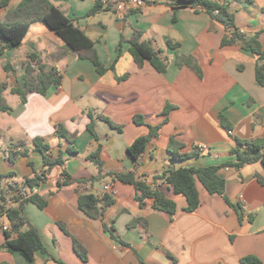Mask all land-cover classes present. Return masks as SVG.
Listing matches in <instances>:
<instances>
[{"label": "crops", "instance_id": "crops-1", "mask_svg": "<svg viewBox=\"0 0 264 264\" xmlns=\"http://www.w3.org/2000/svg\"><path fill=\"white\" fill-rule=\"evenodd\" d=\"M21 1L0 5V22ZM51 1L95 42L108 70L101 75L93 61L68 51L61 37L44 22L33 23L22 45L0 56V82L8 84L5 97L12 107L0 112L2 184L31 193L23 187L26 178L45 169L44 153L34 143L36 137L50 145L46 151L49 158H65L63 166L53 167L45 181L32 189L46 200L45 207L29 201L23 208L48 253L38 250L30 261L19 251L3 247L6 234L2 224H11L0 217V264H242L248 255L257 256L264 264L261 161L219 170L227 181L228 200L209 193L198 182L201 203L193 211L185 209L186 197L164 179L155 182L156 176L171 167L235 162L237 138L264 137V85L256 79L257 56L236 43L223 45L227 30L221 23L202 8L175 9L170 5L175 0H145L140 7L129 6L127 0H111L116 10L90 16L86 14L97 0ZM216 1L235 13L241 32H260L264 45V0ZM136 30L167 57V71H157L148 60L143 64L134 60L128 40ZM169 40L178 47H170ZM32 52H37L48 68H57L63 78L45 94L27 93L23 101L11 88L24 85L23 63ZM177 55L193 56L201 74L190 66H178ZM7 62H12L15 74L5 70ZM168 106L164 122L163 111ZM221 113L232 123L233 133L221 125ZM136 116L145 124H137ZM91 123L99 139L89 130ZM60 126L69 137L59 135ZM150 126H160L158 134L137 161L128 147L138 137L147 136ZM173 136L184 145L180 152H193L200 144L208 148L174 161L168 150ZM18 142L21 144L16 145ZM64 170L70 183L60 180ZM113 172H134L138 178L156 183L177 203V213L170 217L154 209L151 200L140 205L135 186L116 179ZM106 184L116 190L114 203L102 216L93 218L80 209L79 194L89 192L103 198ZM108 228H114L125 243L113 238ZM74 238L85 249L86 259L75 250Z\"/></svg>", "mask_w": 264, "mask_h": 264}, {"label": "trees", "instance_id": "trees-1", "mask_svg": "<svg viewBox=\"0 0 264 264\" xmlns=\"http://www.w3.org/2000/svg\"><path fill=\"white\" fill-rule=\"evenodd\" d=\"M9 1L2 0L0 5L7 6ZM113 5L114 2L112 1L105 3L104 0H97L86 15L90 16L100 11H114L116 8ZM170 5L175 9L183 7L202 8L210 14L213 21L221 23L227 30V34L222 39V44L236 43L241 45L245 50L252 51L257 56V83L262 86L264 85V45L260 39V32L254 34L241 32L236 25L235 13L230 10L228 5L216 0H175ZM35 22H44L54 30L65 42L68 51L76 52L78 57L93 61L99 74L102 75L108 70L99 58L95 48V42L85 31L75 24L73 19L69 18L51 0H22L16 7L8 11L5 18L0 22V56L13 47L21 46L30 26ZM128 41L130 42L129 52L138 64H143L145 60H148L157 71H167V57L162 55L161 50L156 49L150 42L143 39V33L141 31L136 30ZM168 45L170 47H178L179 44L169 40ZM175 62L178 66H190L201 74L200 66L191 55H177ZM115 64L116 62L111 65V69L115 67ZM23 67L25 69L24 85L11 88L12 93L18 94L23 101L27 100L26 95L29 92L45 94L52 85H60L62 83L63 75L60 71L55 67L48 68L42 62L37 52H32L28 55L27 60L23 63ZM5 70L9 73H16L12 62L5 64ZM7 88L8 84L6 82H0V112L12 110V107L8 104L5 97ZM169 111L170 106L166 107L163 111L165 115L164 122L168 120ZM101 117L111 125L120 128L110 118L105 116ZM219 118L224 128L228 130L232 129V123L223 113L220 114ZM135 121L137 124H145L141 116H136ZM159 128L160 126H150V133L147 136L138 137L131 143L128 147L130 156L138 161L144 154L150 140L154 136H157ZM89 130L95 135L96 139H99L94 128V123L89 125ZM57 132L60 136L69 137L67 131L62 126L57 129ZM34 143L44 153L45 169L36 173L33 177L26 178L23 187L31 189L30 194L27 193L24 196L20 194L13 195L12 199L14 203L6 209L11 230H5L6 241L3 245V247L11 252L19 251L30 261L34 260L36 251L40 250L48 253V250L44 245L38 228L25 216L23 211L24 205L31 201L41 208L45 207L46 200L32 192V189L35 185L45 181L53 167L57 165L63 166L65 164V158L62 155L56 159H51L46 155V151L50 149V145L43 138L36 137ZM18 144H21V142L16 143V145ZM237 144V148L234 151L237 155V161L235 162L229 161L221 165L198 167H171L161 175L156 176L155 182L158 179H164L165 183L172 187L176 193L183 194L187 200V206L185 208L187 211L195 210L201 203L200 193L197 187L198 182H201L209 193L224 195L228 200L226 195L227 181L219 174V170L228 165L240 169L246 164L257 161H261L264 164V137L252 139L237 138ZM183 147L184 145L174 136L171 137L168 150L174 161L185 160L199 153L196 150L190 153L180 152ZM69 151L71 153L75 152L72 147H69ZM16 155V153L13 154L11 158ZM63 174L66 177L65 184L70 183V176L66 170L63 171ZM112 175L122 182L135 186L137 190L136 199L140 205H144L147 200H151L154 209L163 211L170 217H173L177 213V203L169 198L165 191L161 190L156 183L151 184L145 179L138 178L134 172H113ZM2 179L3 176L0 174V206L4 205L7 196L20 191L22 188H14L15 191H13L10 186L2 184ZM259 179L264 183V177L259 176ZM78 201L82 211L93 218H98L114 203V198L109 194L100 198L93 193L80 192ZM59 225L69 233L62 222H59ZM107 231L110 232L113 238L125 243L124 240L115 234L114 228H108ZM74 247L83 259L87 258L85 249L76 238H74ZM59 262L64 264L62 261ZM241 262L242 264H263L261 259L254 255L243 257ZM140 264L144 263L141 261Z\"/></svg>", "mask_w": 264, "mask_h": 264}, {"label": "built area", "instance_id": "built-area-1", "mask_svg": "<svg viewBox=\"0 0 264 264\" xmlns=\"http://www.w3.org/2000/svg\"><path fill=\"white\" fill-rule=\"evenodd\" d=\"M111 0H104L105 3H109ZM129 1V6H135V7H140V6H143L145 5V0H127ZM263 130H264V127H263ZM229 133H233V130H228ZM208 147L206 146V144H200V145H197L193 148V150H196L198 152H203L204 150H206ZM60 180L61 182H65L66 181V177L65 175H61L60 176ZM28 193V190L26 188H21L20 191L16 192V193H13L9 196H7V199H6V202L4 203L3 206H0V217L4 218V219H9L8 218V214L6 212V209L10 206L13 205L14 201H13V195H27ZM116 193V190L115 188L111 185V184H106L104 186V194H103V197L106 195V194H109V195H114ZM2 228L4 230H11V225H8V224H5L3 223L2 224Z\"/></svg>", "mask_w": 264, "mask_h": 264}, {"label": "rangeland", "instance_id": "rangeland-1", "mask_svg": "<svg viewBox=\"0 0 264 264\" xmlns=\"http://www.w3.org/2000/svg\"><path fill=\"white\" fill-rule=\"evenodd\" d=\"M1 40V39H0ZM11 101H12V99H11Z\"/></svg>", "mask_w": 264, "mask_h": 264}]
</instances>
